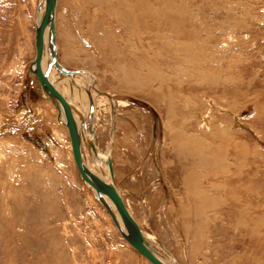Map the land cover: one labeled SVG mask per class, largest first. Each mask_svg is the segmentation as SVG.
<instances>
[{
	"label": "rangeland",
	"instance_id": "obj_1",
	"mask_svg": "<svg viewBox=\"0 0 264 264\" xmlns=\"http://www.w3.org/2000/svg\"><path fill=\"white\" fill-rule=\"evenodd\" d=\"M39 2L0 0V264H151L83 182L29 73ZM56 28L59 61L89 72L60 77L62 92L96 97L88 130L155 249L169 264H264V0H58Z\"/></svg>",
	"mask_w": 264,
	"mask_h": 264
},
{
	"label": "bare ground",
	"instance_id": "obj_2",
	"mask_svg": "<svg viewBox=\"0 0 264 264\" xmlns=\"http://www.w3.org/2000/svg\"><path fill=\"white\" fill-rule=\"evenodd\" d=\"M136 1H139V0H136ZM187 6V5H186ZM57 7H58V0H56V10H55V20H54V36L51 38L49 32H48V29L46 28L45 32H44V37H43V50H42V57H41V66H42V69L45 71L48 67V64L51 62V53H55V59L58 63V65L62 68V70H59L54 62L51 63L50 65V68H49V71H48V79L49 81L52 83V85L56 88V90L59 92V94L65 99V101H67L71 107V112H72V116L74 118V121H75V124H76V127H77V130H78V134H79V137H80V146H81V150H82V160H83V163L85 165V167L92 173L94 174L95 176H97L98 178H100L101 180H103L104 182L108 183V184H111L115 187V189L117 190V192L119 193L120 197L122 198V201L128 211V213L130 214V216L132 217V219L135 221L134 217H133V214L132 212L127 208V204H126V200H125V197L123 195V192H122V189L118 186V184L116 183V171H115V168H114V162H113V159H111L109 157V155H112V148L108 149V151H106L105 153L103 151H101L100 149V146H99V143H98V134L96 132H94V130L92 129V132L94 134L91 135L90 133V130H88L89 128V125L92 124V120H89V115H90V104H92V107H91V114L93 116V114L96 113V103L97 101L94 99V96H92V102H89L86 100V98L84 96H81V94H78V91H76L77 87L75 88V90H71V93H72V96L73 98H69L66 96L65 93L62 92V89H61V85L66 84L65 86L69 85L68 81L70 79H73V80H76L75 78H79V77H84L85 75H88L87 72L85 71H78V72H72V71H69V69L67 70V68L59 61V58H58V49H59V45H58V40H57V28H56V18H57ZM145 8V7H144ZM193 8V7H192ZM176 9V8H175ZM43 11H44V4H43V0H40L39 2V5H38V10H37V22H36V29L37 27L40 25V21H41V17H42V14H43ZM150 14V13H149ZM212 14V13H211ZM215 14V13H214ZM144 16V15H143ZM180 16V15H179ZM232 16V15H231ZM146 17V16H144ZM143 17V18H144ZM147 18V17H146ZM145 19V18H144ZM155 19L158 20V16H155ZM167 20V19H166ZM156 21V20H155ZM222 21V20H221ZM243 21V20H242ZM151 22V21H150ZM149 22V23H150ZM166 23V22H165ZM148 24V22H147ZM146 24V25H147ZM158 24V23H157ZM169 24V23H168ZM178 24V23H177ZM149 25V24H148ZM226 25V24H225ZM155 26V25H154ZM162 26V25H161ZM166 26V25H165ZM169 26V25H168ZM171 26V25H170ZM167 27V26H166ZM178 28V26H176ZM157 28V27H156ZM160 28V27H159ZM163 28V26H162ZM171 28V27H170ZM185 28V26H184ZM247 28V25L245 22H239L237 21V30H239L240 32H242L241 30ZM154 29V28H153ZM172 29V28H171ZM148 30V29H146ZM150 30V28H149ZM155 30V29H154ZM152 31V30H151ZM165 31V30H163ZM167 31V30H166ZM179 31V29H178ZM185 31V30H184ZM244 31V30H243ZM168 32H173L172 30L171 31H168ZM175 33V31H174ZM192 33V31L190 32ZM194 33V32H193ZM208 33V32H207ZM179 34V33H178ZM181 34V33H180ZM170 35V34H169ZM197 35V34H196ZM142 36V35H141ZM166 36H167V33H166ZM173 36V35H172ZM192 36V34H191ZM174 37V36H173ZM172 37V38H173ZM190 37V36H188ZM198 36H196L197 38ZM176 38V36H175ZM182 38V37H181ZM195 38V37H194ZM183 39V38H182ZM172 40V39H171ZM190 40V39H189ZM193 40V39H192ZM200 42L202 39H199ZM206 40V39H205ZM204 41V40H203ZM218 41V40H217ZM205 42V41H204ZM217 43V42H216ZM190 44L191 42H186L184 43V46L187 50L191 51L192 47H190ZM195 44V43H193ZM203 44V43H202ZM198 45V44H197ZM201 45V44H200ZM199 45V46H200ZM206 45V43H205ZM207 46V45H206ZM205 46V47H206ZM223 47V46H222ZM167 48V47H166ZM202 48V47H201ZM181 49V48H180ZM194 49V48H193ZM203 49V48H202ZM207 49V48H206ZM137 50V49H136ZM211 50V49H210ZM186 51V50H185ZM206 51V50H205ZM204 50L203 51H200V54H196L194 55L193 57H190V56H187L186 57V52L182 55L185 56V60H184V63L185 64H189L190 62L191 63H194V62H197L200 61L198 58H201L203 59L202 55H212L216 52L214 47H212V50L211 51H208V52H205ZM192 52V51H191ZM194 52V51H193ZM196 52V51H195ZM190 53V52H189ZM191 54V53H190ZM189 55V54H188ZM155 58V57H154ZM208 60L206 62H210L211 61V58H207ZM216 59V58H215ZM214 60V59H213ZM135 61V60H134ZM133 61V62H134ZM144 61V60H143ZM149 62V61H147ZM145 62V63H147ZM202 62V61H200ZM217 62V61H216ZM244 62V61H243ZM139 63V62H137ZM141 63V62H140ZM218 63V62H217ZM155 64V63H154ZM145 65V64H143ZM147 65V64H146ZM145 65V66H146ZM151 65V64H150ZM142 66V65H141ZM154 68V67H153ZM35 69V65L32 66V70ZM133 70V68H132ZM30 74L32 75H35L33 74L32 72H29ZM152 73V72H151ZM152 75V74H151ZM199 76V74H197ZM36 77V76H35ZM60 77L61 78H65L67 77L68 79H64V82H61L60 80ZM152 78V76H151ZM84 79V78H83ZM148 79V78H147ZM150 79V78H149ZM38 80V79H37ZM68 80V81H67ZM62 84H61V83ZM152 82V80H151ZM61 84V85H60ZM77 86H81L80 83H78V79H77ZM153 86V85H152ZM151 86V88H152ZM67 87H70V86H67ZM150 87V86H149ZM69 89V88H67ZM71 89V87H70ZM82 90V89H81ZM68 91V90H67ZM90 91V94L91 95H95V92L94 90L92 89L91 87V90ZM45 94V93H44ZM90 96V95H89ZM45 97L48 99L47 101H51V99L49 98V96L47 94H45ZM75 97V98H74ZM176 97V96H175ZM75 99V100H74ZM99 99V98H98ZM156 99V97H155ZM177 99V97H176ZM103 100V99H102ZM52 102V101H51ZM89 102V103H88ZM53 103V102H52ZM54 104V103H53ZM53 104H50V105H53ZM127 104V103H126ZM55 108L57 109V111L59 112V121L62 123L65 124V115H64V112H63V109L60 105H55ZM183 106V105H182ZM54 108V109H55ZM183 108V107H182ZM179 109V108H178ZM177 110V109H176ZM171 111V110H170ZM199 116V115H198ZM83 118V120H82ZM213 120V119H212ZM87 121V122H86ZM174 122V121H173ZM204 122V127L206 128H209L210 127V122H209V119L207 120V117L204 118L203 120ZM90 123V124H89ZM29 124V123H28ZM66 125V124H65ZM25 126V125H24ZM32 126V125H31ZM91 127V126H90ZM174 127H177V125H175ZM95 128V127H94ZM193 128V127H192ZM10 130H12L11 128H8ZM176 129V128H174ZM173 131V130H172ZM178 131V129H177ZM177 131H173L174 133L172 134V136H174V140L175 141H178V139H181L183 137H181V134L180 132H177ZM183 134V133H182ZM187 134V132H186ZM185 134V135H186ZM194 134V133H192ZM196 135V134H195ZM196 140V139H195ZM98 143V145H97ZM196 144V143H195ZM199 144V143H198ZM263 146H264V143H262ZM112 145V143H111ZM180 147V145H178ZM89 147L92 148L93 150V153H94V156H93V161L92 159L90 158V154L92 155L91 152L88 151ZM176 147V146H175ZM190 147V146H189ZM193 148V147H192ZM176 149H178L176 147ZM188 149V148H187ZM198 149V148H197ZM190 152V151H189ZM195 153V152H194ZM204 169V168H203ZM197 171V169H196ZM229 173V172H228ZM199 174V173H198ZM196 175V174H195ZM192 176V174H191ZM199 176V175H198ZM200 177V176H199ZM207 177V176H206ZM209 177V176H208ZM82 178V177H81ZM191 178V177H190ZM195 178V177H194ZM201 178V177H200ZM222 178V177H221ZM224 178V177H223ZM197 179V178H196ZM202 179V178H201ZM83 182L86 184L87 182H85V180L82 178ZM194 180V179H192ZM199 180V179H198ZM209 180V179H208ZM202 181H205V180H202ZM194 182V181H193ZM220 182V181H219ZM87 185L89 186V184L87 183ZM191 185L193 186L194 183ZM190 185V186H191ZM188 186V190H187V194L189 196H191L194 200H200L202 202V207L205 206V205H208L209 206H213L211 204L212 201L209 200V197H208V192L206 191L205 192H201L200 188L201 185L199 184V187L195 186L194 185V188ZM90 189L94 192L95 196H96V193L95 191L91 188V186H89ZM202 187H205V186H202ZM214 187V186H213ZM219 188V187H218ZM204 189V188H202ZM206 189V188H205ZM214 190V189H213ZM217 191V189H216ZM216 193V192H215ZM214 196V195H213ZM97 197V196H96ZM216 197V196H215ZM105 201L109 204V206L112 208V210L114 211L115 213V216H116V219L118 221V224L121 228V231L122 233H124L125 235H127V230H126V226L122 220V218L120 217V215L118 214L114 204L112 203V201L107 197L105 196L104 197ZM181 201V200H180ZM216 201V200H215ZM197 202V201H196ZM201 202H200V206H201ZM183 203V202H182ZM189 203V202H188ZM199 203V202H198ZM235 204V203H234ZM171 207V206H170ZM207 209V208H206ZM196 210V209H195ZM208 211V210H207ZM198 213V212H197ZM203 213V212H202ZM200 214V213H198ZM202 215V214H201ZM229 215V214H228ZM233 215V214H232ZM204 216V215H203ZM185 217V216H184ZM236 217V216H235ZM231 219V218H230ZM136 223V221H135ZM235 223V222H234ZM241 223V222H240ZM137 224V223H136ZM138 225V224H137ZM139 227V225H138ZM117 228V227H116ZM118 229V228H117ZM142 235L144 236V238L147 240L148 244H149V249L150 251L159 259V261L162 263V264H169V262L167 260H165L163 258V256L155 249L154 247V243H155V240L152 238V236H149V234L143 232L141 230V228L139 227ZM119 231V230H118ZM120 232V231H119ZM121 234V232H120ZM210 234V233H209ZM213 235V234H212ZM122 236V234H121ZM209 236V235H208ZM206 236V237H208ZM123 238V236H122ZM156 245L160 246L163 251H165L167 253L168 256H171V253L170 251L165 248V245L163 242L161 241H156ZM140 254V253H139ZM141 255V254H140ZM142 256V255H141ZM144 257V256H142ZM172 257V256H171ZM145 258V257H144ZM146 259V258H145ZM174 260H176L174 258ZM173 260L172 262H170V264H173ZM177 262V261H176ZM178 264V263H177Z\"/></svg>",
	"mask_w": 264,
	"mask_h": 264
},
{
	"label": "water",
	"instance_id": "obj_3",
	"mask_svg": "<svg viewBox=\"0 0 264 264\" xmlns=\"http://www.w3.org/2000/svg\"><path fill=\"white\" fill-rule=\"evenodd\" d=\"M44 11L41 17L40 25L37 27L35 32V49L36 54L34 60L31 62L29 66V72H32L37 77L42 91L49 96L51 101L57 106L60 105L63 109L65 115V124L68 128L73 158L76 164L77 170L80 173V176L91 186V188L95 191L96 196L102 206L105 208L107 213L109 214L112 222L121 232L125 241L138 253L144 256L151 264H162L159 259L150 251L149 244L147 240L142 235L138 225L132 219L130 214L128 213L122 198L119 193L115 189V187L111 184H108L92 174L84 165L82 160V150L80 146V137L78 134V130L72 116L71 107L67 101L59 94L56 88L52 85V83L48 79V71L52 62H54L55 66L62 70V68L58 65L55 59V53H51V62L48 64L47 69L44 71L41 66V57L43 50V37L46 28L51 36H54V20H55V10H56V0H43ZM35 65V69L32 70V66ZM107 196L112 203L114 204L118 214L122 218L126 230L127 235L122 233L121 228L116 219L115 213L109 204L105 201L104 197Z\"/></svg>",
	"mask_w": 264,
	"mask_h": 264
}]
</instances>
